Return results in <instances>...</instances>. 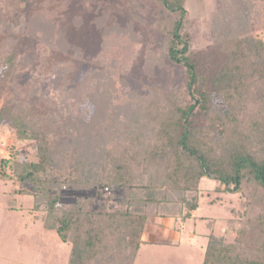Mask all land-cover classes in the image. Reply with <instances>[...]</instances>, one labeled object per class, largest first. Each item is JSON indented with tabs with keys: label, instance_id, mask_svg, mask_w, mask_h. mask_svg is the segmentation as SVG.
<instances>
[{
	"label": "trees",
	"instance_id": "trees-1",
	"mask_svg": "<svg viewBox=\"0 0 264 264\" xmlns=\"http://www.w3.org/2000/svg\"><path fill=\"white\" fill-rule=\"evenodd\" d=\"M18 1L13 18L0 6V58L13 68L12 96L0 106V130H10L13 146L0 159V179L19 186L9 204L34 196L45 228L71 243L68 264H135L147 226L156 217L194 218L210 178L218 194L244 200L223 234L210 220L203 264H264V0H214L204 47L194 42L199 18L188 0H150L163 38L147 43L141 69L155 78L172 64L183 74L178 86L141 89L128 75L140 62L143 32L119 24L109 0H82L97 52L75 84L65 71L40 104L12 52L27 48L23 36L56 51L67 38L55 16L35 8L39 0ZM141 1L128 3L143 23ZM25 142L34 144L31 155ZM66 189L96 194L65 203Z\"/></svg>",
	"mask_w": 264,
	"mask_h": 264
},
{
	"label": "rangeland",
	"instance_id": "rangeland-1",
	"mask_svg": "<svg viewBox=\"0 0 264 264\" xmlns=\"http://www.w3.org/2000/svg\"><path fill=\"white\" fill-rule=\"evenodd\" d=\"M18 2V0H0V6L7 7L13 18L16 14L15 10H18L17 7H21ZM84 2L82 0H39L35 8L38 10L45 8L47 15L55 16L56 22L67 39L63 38V43L60 44L61 50L47 48L38 50L34 42L32 44L35 38L27 35L23 36L25 39L22 42L27 45V48L22 50L20 45L17 47V52H12L15 54L14 65L19 63L27 70L26 77L35 86L32 101L38 104L41 103L42 97L47 96V91H52L58 83H63L60 79L65 71L68 74L64 78L68 79L69 85L75 84L82 72L88 69V64L97 52V42L93 40V37H88L91 30V14L83 4ZM128 2L129 0H109L106 3L109 8L116 4L119 24H132L131 26L136 30L143 32L138 60L140 62L136 63L128 75L132 87L141 89L146 84H151L168 88L171 83L178 86L183 74L181 66L168 65L165 69L158 71L155 78L146 77L141 69L147 43H150L152 36L160 40L163 38L157 26L154 25L155 18L160 17L161 13L158 4L150 0L141 1L147 20L142 23L133 16ZM28 5H26L27 8ZM214 6V0H188V10L199 18L198 30L193 36L194 42L198 43L199 47H204L208 43L209 14ZM78 17L81 18L82 23L80 27L78 25V28H75L74 26L78 23L74 19ZM1 49L0 44V52H2ZM78 50L84 54L80 55ZM70 52L79 54L81 58L73 59ZM7 69L13 68H10L9 64H3L0 58V106L8 102L9 97L12 96L11 88L7 83ZM12 146L10 130H0V159L2 156H9ZM21 147V150L29 155L34 153L32 142L21 143ZM213 184L215 185V181L210 178L202 181L201 205L198 212L194 214V218L183 221L156 217L155 222L147 226L142 238L148 242L141 247L135 264H203L207 235L212 225L210 220L214 219L213 232L223 234L228 219L233 217L232 209H240L244 200L240 193L218 194ZM12 186L10 181L0 179V264H68L71 243L61 241L54 231L45 228L42 221L45 212L40 208H34V196L18 195L15 206L12 203L9 204L8 200L11 196L8 194ZM18 187L16 185L14 188ZM86 194L95 195L96 192L95 190L86 192L66 189L63 191L62 199L65 203H70L76 197Z\"/></svg>",
	"mask_w": 264,
	"mask_h": 264
},
{
	"label": "crops",
	"instance_id": "crops-1",
	"mask_svg": "<svg viewBox=\"0 0 264 264\" xmlns=\"http://www.w3.org/2000/svg\"><path fill=\"white\" fill-rule=\"evenodd\" d=\"M213 185H214V184H213ZM214 187H215V185H214ZM214 187H213V188H214ZM145 244H146V243H145ZM145 244H143V245H145ZM143 245H142V246H143Z\"/></svg>",
	"mask_w": 264,
	"mask_h": 264
}]
</instances>
